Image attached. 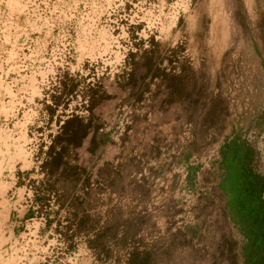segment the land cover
Segmentation results:
<instances>
[{"label":"rangeland","instance_id":"1","mask_svg":"<svg viewBox=\"0 0 264 264\" xmlns=\"http://www.w3.org/2000/svg\"><path fill=\"white\" fill-rule=\"evenodd\" d=\"M138 60L137 85L122 88ZM99 80L112 98L78 150L89 174L71 194L41 187L42 141L58 115L87 114ZM55 95L72 99L66 111ZM234 135L264 176V0H0V198L22 181L43 213L22 245L0 227V264H127L135 247L155 264H245L219 186Z\"/></svg>","mask_w":264,"mask_h":264},{"label":"trees","instance_id":"2","mask_svg":"<svg viewBox=\"0 0 264 264\" xmlns=\"http://www.w3.org/2000/svg\"><path fill=\"white\" fill-rule=\"evenodd\" d=\"M153 53V52H152ZM137 55L131 53V57L135 58ZM157 59L154 55H147L145 60ZM145 62V61H144ZM141 61H134V68L132 71L126 73L127 82H119L122 88L131 86L134 88L137 85L136 68L138 65L144 64ZM160 75V72H155L153 77ZM60 84L66 91L65 95L73 96L77 91L78 83L74 82L69 75H66L60 80ZM61 92V91H60ZM112 98L107 91L103 82L99 80L97 85L91 92H86L83 95L82 108L87 114H79L74 110L71 113H63L58 115L56 122L58 130L56 133L49 134L50 141H42L41 146H46V151L41 168L45 173V177L41 182V187L51 189L53 192L60 191L57 183L66 182L71 183L73 190L67 189L63 195L75 192L77 184L83 179V175L88 173V169L80 162L79 149L83 146L85 140L95 127L96 107L104 101ZM56 108L63 107V111L69 108V103L72 99L66 102L62 100L59 95L53 96ZM51 114L50 121H54L55 109L51 106L47 108ZM65 117V118H63ZM220 155L222 157L221 168L226 169L227 172L239 175V188L233 189L234 197L239 196V205L233 202L229 205L232 209L233 219H237V225L247 240L244 247V256L246 257L245 264H264V176L256 173L251 164L256 160V148L247 140L238 135H234L233 139H227L221 146ZM89 174V173H88ZM90 179L87 177V181ZM67 191V192H66ZM236 213V211H238ZM74 217L78 215L77 209L74 210ZM87 220L80 221L81 226H85ZM77 231L71 234L76 235ZM104 236L98 235V238ZM72 249L73 246L70 245ZM127 264H155L152 253L148 250H141L135 247L127 260Z\"/></svg>","mask_w":264,"mask_h":264},{"label":"crops","instance_id":"3","mask_svg":"<svg viewBox=\"0 0 264 264\" xmlns=\"http://www.w3.org/2000/svg\"><path fill=\"white\" fill-rule=\"evenodd\" d=\"M233 137L234 136H232L231 139H233ZM222 161H220V166ZM25 164H28L27 165L28 167H26V169H31L34 167L33 163L30 164V161L28 159L27 162L25 160L24 164L21 165L20 167H23ZM250 167H252V169L256 173H260L255 168L254 162L251 164ZM26 169H21V170L25 171ZM36 170H37V166H36ZM221 170L222 173L219 179L221 196L224 199L226 210L230 216V219L233 221V223L236 226H238L236 223L237 219H233V217L231 216L233 211L231 208H229V205H231L233 202H236V204L239 205V196L234 197L233 194V189L239 188V175L233 173L229 174V172H227L226 169L223 168H221ZM17 175L18 176H15L16 180L17 179L21 180V178L22 180H25L26 173L18 172ZM21 182L22 181H20L18 183V186L15 187L16 191H14L13 195L11 197H8L6 201L0 198V218L4 213L6 215L4 222L0 224V227L5 231V234L8 238L7 243L11 242L12 244L17 243L20 245L25 244V242L28 243L24 238V234L26 233L28 228V222L31 221L32 219L41 220L42 219L41 215L43 214L40 209V204L37 201L39 197L38 196L34 197L31 191L26 188V184L25 183L22 184ZM16 184H17L16 181H12V184L7 188V192H9V190L12 189ZM262 197H264V192ZM237 212H239V210L236 211V213ZM53 226L54 224H49V226L46 229H43L44 231H46V235L52 234ZM238 228L240 229V226H238ZM246 244H247V240L245 241V244L243 246V251ZM246 260L247 259L244 256V262H246Z\"/></svg>","mask_w":264,"mask_h":264}]
</instances>
